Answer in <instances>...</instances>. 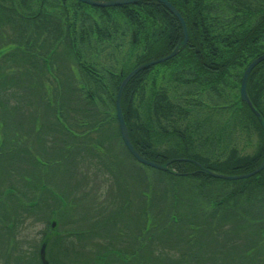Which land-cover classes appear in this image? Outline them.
I'll list each match as a JSON object with an SVG mask.
<instances>
[{"label": "trees", "instance_id": "16d2710c", "mask_svg": "<svg viewBox=\"0 0 264 264\" xmlns=\"http://www.w3.org/2000/svg\"><path fill=\"white\" fill-rule=\"evenodd\" d=\"M168 1L186 22L185 45L180 44L183 35L177 19L157 0L112 7L120 10L127 29L136 35L135 41L131 36L129 49L121 58L124 62L117 69L101 63L93 52L113 43L112 31L99 29L94 41L80 34L73 38L67 0H0V49L9 47L0 57V244L7 241L6 264L10 259L26 264L30 259L19 243L26 226L41 219L38 212L44 216L47 210L59 208L61 218L78 205L71 198L91 178L77 175L82 168L100 171L96 175L102 181L108 173L110 178L115 176V184L121 181L123 189L118 195L110 193L118 200L110 201V208L106 210L108 204H104L93 212V201L84 197L88 190L81 193L83 212L78 219L86 223L92 218L90 231L82 225L54 232L46 223L43 237L51 233L47 247L51 264H106L111 259L123 264H264V168L243 179L247 184L237 190L241 195L235 197L233 206V193L221 200L222 216L215 205L211 217H204L197 197L192 202L179 189L187 178H202L199 187L221 179L207 171L248 173L261 163L263 129L239 97L235 103L219 107L212 103V110L224 108L231 116L239 111L254 123L262 141L253 154H241L234 145L216 150L224 131H203L198 125L192 132L186 126L180 130L173 122L187 118L190 107L174 102L153 84L144 101L145 84L155 65L142 68L130 80L121 106L134 148L149 160L170 161L167 169L139 163L120 137L115 97L121 80L134 67L178 46L174 57L158 64L179 67L189 76L186 83L200 82L206 84V90L218 92L219 86L239 87L247 64L264 53V0ZM217 21H231L229 31ZM157 24L161 33L156 37L153 27ZM108 56L117 60L115 53ZM248 94L264 120V60L250 73ZM164 139L170 145L160 150L157 144ZM116 142H121L132 163L152 169L155 179L141 174L142 167L127 169L134 174L125 178ZM51 177L57 182L51 183ZM56 185L60 186L58 193L51 189ZM133 186L138 188L133 199L143 207L137 210L135 206L130 214L132 201L126 191ZM248 192L253 193L243 197ZM29 218L33 220L27 221ZM224 225L231 226L221 228ZM133 227L135 233H131ZM94 244L97 251L93 255L90 248ZM145 250L155 260L140 258ZM162 257L163 262L157 260ZM32 259L31 264H40L37 254Z\"/></svg>", "mask_w": 264, "mask_h": 264}, {"label": "rangeland", "instance_id": "374dc122", "mask_svg": "<svg viewBox=\"0 0 264 264\" xmlns=\"http://www.w3.org/2000/svg\"><path fill=\"white\" fill-rule=\"evenodd\" d=\"M68 3V21L72 23L73 27L72 30H75L73 33V38L78 39L79 34L82 35L85 38L90 37L92 41L97 37V32L99 29H110L113 34L114 41L112 44L107 45L106 50H100L97 51L95 48V51L98 55L99 61L111 63L112 65H116L117 69L122 66L124 60L122 58L123 54L125 55L126 52L129 49L130 45V39L132 36V29H127L125 21L123 20V17L121 16L120 10L118 8H111V7H96L85 3H80L77 0H67ZM67 6V5H66ZM218 12V11H217ZM220 13V12H218ZM221 14V13H220ZM220 20H227L224 17H220ZM217 23L223 25V29L225 31H229V25L232 23L231 21H217ZM3 25V24H2ZM0 24V26H2ZM153 31L155 33V36L157 37L161 33V28L159 27V24L153 27ZM83 44V43H82ZM85 45V44H84ZM100 46V45H99ZM106 46V45H104ZM8 46L3 47L0 49V57L8 50ZM142 49V44L138 45V51ZM86 47L85 51L86 52ZM3 53V54H2ZM109 53H115L117 60H110L108 59L110 56H108ZM187 73H183L179 67L174 66H160L157 64L155 65V68H153L152 73L150 74L149 78L146 81V89L144 92V101H147L150 97V91L149 87L150 85H154L156 89L165 91L170 99H172L174 102H180L185 103L187 106L190 107V114L187 118L181 119L176 118L173 122V125H176L180 130L183 129V127L186 126L187 130H190L192 132V129L196 127L197 125L201 127V130L205 131H213L219 130V132L224 131V133L221 135V143H217L215 145L216 150H224L227 147L236 146L241 154H253L257 151V149L260 146V143L262 141L259 131L255 129V125L253 122H251L246 115H242L241 112L237 111V113L234 116L230 115V110H225L224 108L218 109L219 106L224 104H231L232 102L235 103L237 101V98L239 97V87H225L222 86L218 87V92L216 91H208L206 84L200 83V82H190L186 83L184 80L188 78ZM195 83V84H194ZM237 96V97H236ZM143 101V102H144ZM217 102L219 105L216 108V111H213L212 109V103ZM143 104V103H142ZM240 107V103L237 105ZM142 112L145 113L144 108H141ZM141 114L143 115V113ZM167 140V138H166ZM195 142H199V139L197 137L195 138ZM160 143V144H159ZM121 144V142H120ZM119 142H116L115 149L121 154V158L123 159V164L119 167L126 169V172L124 173V177L129 179L128 174H134V171H128L127 169L131 170H137L140 167L141 174L148 175V178L155 179L153 177L154 171L152 169L146 168L144 166H139L138 164H134L131 162L130 157L127 155V153L123 152L122 144L120 145ZM170 145L169 142H166L161 140L158 142L157 146L160 150H162L165 147H168ZM119 161V160H118ZM86 166L85 164H82V167ZM139 167V168H138ZM78 176L83 174H87L89 177H91L87 182L86 185L80 186L78 190H76V194L71 198V201L75 203V196H79L76 200V203H78L77 206H75L76 213L73 210L67 211V214L63 215V217L59 218L57 215L59 212V208L57 211H53L54 209L47 210L45 212L44 216H40V213H37V217H40L41 219L37 222H35V225H27L31 226L29 229L25 228L23 239L20 241V248L25 251L23 252L25 255L28 254L30 259L26 262V264H31L32 262H35L32 257L37 254L38 256V249L40 242L43 238V235L46 230V223L51 221L53 218L58 219V229L62 231L63 227L64 229L69 230H76L77 228H80L82 225H87L89 228V231L91 230V226L88 224L92 223V218H89L90 220H87L85 223L82 220H79L77 216H81L83 210L81 208V201L79 198H83L81 196V193H84V190H88V195L84 196L87 198V202L90 200L93 201V206H95L92 209V212L97 208V206L101 207L104 204H108V207H105L107 210L112 205L109 202L110 201H118L116 196H111V194L118 195V193L123 189V183L121 181H117L115 184V176L110 178V174L108 173L106 176V180L102 181L99 177L100 171H95L94 169H91L90 171L85 168H82V171L78 172ZM74 174H76L74 172ZM61 175L57 180H54V178H50L51 183L56 181L58 184L61 183ZM76 178H73V181ZM143 179V178H142ZM202 178H187L184 183H181L180 191L183 196H186L190 201L194 202L193 197H197V202L199 203L200 209L205 211L204 217L210 218L211 213L210 211L213 210L214 206L216 205L218 208L217 213L219 216L222 211V205L220 204L221 200L226 197L228 194L233 193V199H231V204L233 206V202L236 201L235 197H239L241 193H237V190L243 188L247 181L243 179H237V180H230V179H214L209 180L206 184L203 185V187H199L198 184L201 183ZM8 182L6 179L3 181L5 184ZM85 184V183H84ZM129 186V185H128ZM185 188H187L186 192H184ZM54 191L57 193L60 191V186L56 185L54 188L51 187ZM141 191V190H140ZM148 192V191H147ZM253 192H248L243 195H252ZM126 195L128 198L132 201V207L130 210V214L134 213L135 206L137 210L140 207H143V204L139 206L137 200L133 199L134 196L138 195V188L136 186H133L131 188H128L126 191ZM111 196V197H110ZM258 196H261L258 195ZM242 199V198H241ZM128 203V202H127ZM136 203V204H135ZM220 205H219V204ZM76 205V204H75ZM139 206V207H138ZM123 207V203L120 205V210ZM182 210L183 207H181ZM190 210V208L186 207V211ZM41 213H44L41 211ZM217 215V216H218ZM36 216V215H35ZM133 216V215H132ZM134 217V216H133ZM151 219V218H150ZM32 218H29L27 221H32ZM70 220L73 221V223H70ZM153 220V219H151ZM135 222V218H134ZM200 224H205V222L199 221ZM80 224V226H79ZM231 225H224L223 229H228ZM137 227V226H136ZM133 227L131 229V233H135L137 231V228ZM49 230V229H48ZM198 231V230H196ZM151 232V231H150ZM27 237V240H26ZM7 242V241H6ZM6 242L5 245L0 244V264H6V261L4 260V250L6 249ZM135 247V246H134ZM147 247V246H146ZM92 250V253L97 251V248L95 244L90 248ZM146 249V248H145ZM85 251H88V249ZM143 251L139 257L143 258H149L148 254ZM13 255V254H12ZM3 256V257H2ZM154 256V255H153ZM157 257V255H156ZM40 258H38L39 260ZM151 260H155V258H149ZM159 261H164L165 258H157ZM10 264H17L13 261V259L9 260ZM38 263V262H37ZM40 263V261H39ZM36 264V263H34ZM41 264V263H40ZM106 264H123L122 262H119L115 259H111ZM126 264H136L134 261H130V263Z\"/></svg>", "mask_w": 264, "mask_h": 264}, {"label": "water", "instance_id": "95a60500", "mask_svg": "<svg viewBox=\"0 0 264 264\" xmlns=\"http://www.w3.org/2000/svg\"><path fill=\"white\" fill-rule=\"evenodd\" d=\"M79 1H81L83 3H87L89 5L99 6V7L119 6V5L137 2V0H105V1H101V0H79ZM158 1L163 3L165 8H167L178 19V21L181 25V28H182V33H183V40L180 42V44L185 45L187 43V40H188V34H187L186 23H185L183 17L179 13V11L169 1H167V0H158ZM178 50H179L178 46H176L168 55L161 57V58H158V59H155V60H151L146 64L139 65V66L135 67L134 69H132L122 79V81L118 87V91H117V95H116V99H115V109H116V117L118 120L119 131H120V135H121V138L123 140V143L126 146L127 150L138 162H140L144 165L159 169V170H166L167 165L169 164L170 161L167 163H158L156 161L149 160V159L143 157L134 148V146L131 142V139L129 137L128 127L126 125L124 115L122 112L121 99H122V95H123V92H124V89H125L127 83L136 75V73L139 70H141L144 67L152 66L154 64L165 61L169 58H172L173 56H175L177 54ZM263 60H264V53L255 57L246 66V68L243 72V75H242L241 83H240V99H241V101L245 102L248 105V107L252 110V112L256 115V117L258 118V120L262 126L263 134H264V120H263L261 114L253 106L252 101L250 100L248 92H247V82H248L249 75H250L251 71L253 70V68L256 67ZM263 168H264V153H263V157H262V160H261V163L259 164V166L257 168H255L253 171H250L248 173H241V174H234V175L216 173V172H212V171H207V173H209L210 175L217 177V178L235 180V179H243V178L250 177V176L256 174L257 172L261 171ZM199 169H203V167L201 165H199ZM56 226H57V221L51 220V227L56 228ZM49 239H50V237L46 236L43 239L41 246H40V249H39V258H40V261L42 264H50L49 260L46 257Z\"/></svg>", "mask_w": 264, "mask_h": 264}, {"label": "bare ground", "instance_id": "6f19581e", "mask_svg": "<svg viewBox=\"0 0 264 264\" xmlns=\"http://www.w3.org/2000/svg\"><path fill=\"white\" fill-rule=\"evenodd\" d=\"M172 3V2H171Z\"/></svg>", "mask_w": 264, "mask_h": 264}, {"label": "flooded vegetation", "instance_id": "af4514ba", "mask_svg": "<svg viewBox=\"0 0 264 264\" xmlns=\"http://www.w3.org/2000/svg\"><path fill=\"white\" fill-rule=\"evenodd\" d=\"M158 25V24H157Z\"/></svg>", "mask_w": 264, "mask_h": 264}]
</instances>
